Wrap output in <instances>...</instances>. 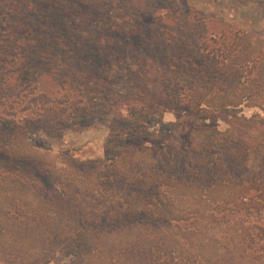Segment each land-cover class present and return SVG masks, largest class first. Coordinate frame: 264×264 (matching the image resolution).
Wrapping results in <instances>:
<instances>
[{
	"label": "trees",
	"instance_id": "obj_1",
	"mask_svg": "<svg viewBox=\"0 0 264 264\" xmlns=\"http://www.w3.org/2000/svg\"><path fill=\"white\" fill-rule=\"evenodd\" d=\"M21 1L0 4L48 10L60 32L58 1ZM204 28L194 50L210 68L170 81L175 121L130 112L101 155L82 145L54 170L25 139L55 136L60 101L22 91L0 104V264H264V37Z\"/></svg>",
	"mask_w": 264,
	"mask_h": 264
},
{
	"label": "rangeland",
	"instance_id": "obj_2",
	"mask_svg": "<svg viewBox=\"0 0 264 264\" xmlns=\"http://www.w3.org/2000/svg\"><path fill=\"white\" fill-rule=\"evenodd\" d=\"M54 1L61 5L57 34L47 27L50 11L20 16L19 5L0 4V104L5 108L22 91L60 101L55 108L64 119L55 136L31 127L25 139V152L54 170L64 168L62 152L82 145L93 146L92 157L101 155L110 134L126 129L121 122L130 112L153 105L162 123H173L178 94L173 97L170 81L210 68L194 50L204 25L264 37V0H93L91 8L79 4L73 12L74 0ZM76 11L72 21L69 13ZM76 112L85 115L83 121L66 120ZM55 258L67 263L59 254Z\"/></svg>",
	"mask_w": 264,
	"mask_h": 264
}]
</instances>
